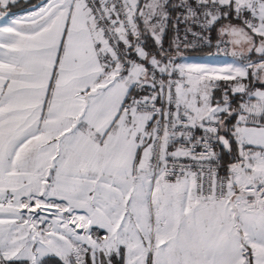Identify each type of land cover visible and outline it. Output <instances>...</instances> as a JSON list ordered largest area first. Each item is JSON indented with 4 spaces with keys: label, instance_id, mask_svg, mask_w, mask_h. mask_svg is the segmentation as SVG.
Segmentation results:
<instances>
[{
    "label": "snow or ice",
    "instance_id": "snow-or-ice-1",
    "mask_svg": "<svg viewBox=\"0 0 264 264\" xmlns=\"http://www.w3.org/2000/svg\"><path fill=\"white\" fill-rule=\"evenodd\" d=\"M17 3L0 264H264V0Z\"/></svg>",
    "mask_w": 264,
    "mask_h": 264
},
{
    "label": "rangeland",
    "instance_id": "rangeland-1",
    "mask_svg": "<svg viewBox=\"0 0 264 264\" xmlns=\"http://www.w3.org/2000/svg\"><path fill=\"white\" fill-rule=\"evenodd\" d=\"M23 9V8H22ZM190 63H211L217 66L232 61L231 49L220 50L216 53L204 54L200 56H186Z\"/></svg>",
    "mask_w": 264,
    "mask_h": 264
},
{
    "label": "trees",
    "instance_id": "trees-1",
    "mask_svg": "<svg viewBox=\"0 0 264 264\" xmlns=\"http://www.w3.org/2000/svg\"><path fill=\"white\" fill-rule=\"evenodd\" d=\"M38 1L39 0H18L17 6L13 10L21 9L24 7H29L33 4H36ZM170 37H171V34H170L169 38ZM146 43H147L148 49L152 50V48H153L152 40L149 39ZM165 46L167 47V43L165 44ZM213 48H214V46L211 48L203 47V48L190 49L188 51H185L184 55L185 56H200V55H204V54H210V53H212Z\"/></svg>",
    "mask_w": 264,
    "mask_h": 264
},
{
    "label": "crops",
    "instance_id": "crops-1",
    "mask_svg": "<svg viewBox=\"0 0 264 264\" xmlns=\"http://www.w3.org/2000/svg\"><path fill=\"white\" fill-rule=\"evenodd\" d=\"M40 2H41V0H39L36 4H39ZM36 4H33V5H36ZM33 5H31L29 7H24L23 9L21 8V9H17V10H13V11H15L17 14H22L24 10L32 7Z\"/></svg>",
    "mask_w": 264,
    "mask_h": 264
},
{
    "label": "built area",
    "instance_id": "built-area-1",
    "mask_svg": "<svg viewBox=\"0 0 264 264\" xmlns=\"http://www.w3.org/2000/svg\"><path fill=\"white\" fill-rule=\"evenodd\" d=\"M220 50H225V49H223V48H221V49H217V48L214 46L212 53H216V52H218V51H220Z\"/></svg>",
    "mask_w": 264,
    "mask_h": 264
}]
</instances>
